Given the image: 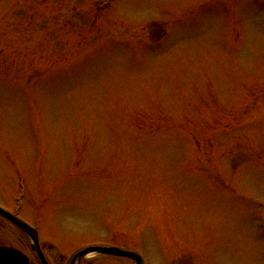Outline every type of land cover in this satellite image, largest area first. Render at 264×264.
<instances>
[{"label": "rangeland", "instance_id": "obj_1", "mask_svg": "<svg viewBox=\"0 0 264 264\" xmlns=\"http://www.w3.org/2000/svg\"><path fill=\"white\" fill-rule=\"evenodd\" d=\"M104 1L0 0V202L67 257L264 264V0Z\"/></svg>", "mask_w": 264, "mask_h": 264}, {"label": "flooded vegetation", "instance_id": "obj_2", "mask_svg": "<svg viewBox=\"0 0 264 264\" xmlns=\"http://www.w3.org/2000/svg\"><path fill=\"white\" fill-rule=\"evenodd\" d=\"M1 219L2 217H0V220ZM4 234L5 228L2 227V223L0 222V239L4 236ZM14 238L17 242L16 246L0 242V249H7L0 255V257L7 255L6 257L4 256L3 259H0L1 264H136L131 259L111 255H98L103 259L100 262L95 260L87 261V258L85 257L76 259L74 258L75 256L67 257V255L63 254L61 249V255L59 253V255H57L54 254L55 245L52 244L53 242L51 240H43L40 234L39 247H37L38 250H36L32 246L31 239L23 231L18 229ZM107 245L118 246L117 243H108ZM8 249H13L17 251V253L15 254L13 252H9ZM70 254L72 255V253ZM8 255H11L12 257Z\"/></svg>", "mask_w": 264, "mask_h": 264}, {"label": "water", "instance_id": "obj_3", "mask_svg": "<svg viewBox=\"0 0 264 264\" xmlns=\"http://www.w3.org/2000/svg\"><path fill=\"white\" fill-rule=\"evenodd\" d=\"M1 213L4 214L6 217H8L13 222H15L19 227L24 229L36 243L38 242L37 235H36V232L34 230H32L30 227H28L27 225L23 224L22 222L16 220L15 218L10 216L9 214H7L5 212H1ZM89 252H104V253L108 252V253H113V254H119V255H126V256L135 257L134 255H130V254L124 253V252L119 251L117 249H102V248H99V247L88 249L83 254H87ZM135 258L138 259V257H135Z\"/></svg>", "mask_w": 264, "mask_h": 264}]
</instances>
